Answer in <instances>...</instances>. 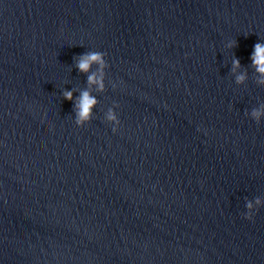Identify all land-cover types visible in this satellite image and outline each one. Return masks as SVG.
<instances>
[{"label": "water", "instance_id": "95a60500", "mask_svg": "<svg viewBox=\"0 0 264 264\" xmlns=\"http://www.w3.org/2000/svg\"><path fill=\"white\" fill-rule=\"evenodd\" d=\"M258 40L264 0H0V264H264Z\"/></svg>", "mask_w": 264, "mask_h": 264}, {"label": "clouds", "instance_id": "9594fccd", "mask_svg": "<svg viewBox=\"0 0 264 264\" xmlns=\"http://www.w3.org/2000/svg\"><path fill=\"white\" fill-rule=\"evenodd\" d=\"M235 44L236 41L231 39L227 42L226 47L232 48ZM249 59L252 67L257 73V82L264 84V40H258L253 44ZM93 65H96V70L94 71L92 70ZM75 66L80 72L87 73V84L89 87L82 89L79 96L75 98L73 97L72 90H65L63 92V97L67 100H75V123L78 126H83L90 120L92 109L97 103L96 98L90 94L89 88L95 86L97 91L104 90V69L108 64L103 51L91 50L79 54L75 58ZM240 66L239 59L233 57L232 71L236 73L235 80L238 84L243 83L247 78L246 72L237 73L236 70L239 69ZM250 116L256 121L264 119V105L253 108L250 112ZM107 119L115 122L116 125L119 123L115 112L111 108L107 112ZM115 130L116 127L113 128V131ZM262 205H264V200H261L260 198H256L254 201H247L245 205L246 212L244 213L245 218L251 220L254 210Z\"/></svg>", "mask_w": 264, "mask_h": 264}]
</instances>
